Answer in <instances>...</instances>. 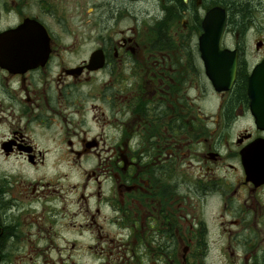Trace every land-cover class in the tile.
Here are the masks:
<instances>
[{
	"label": "flooded vegetation",
	"instance_id": "flooded-vegetation-1",
	"mask_svg": "<svg viewBox=\"0 0 264 264\" xmlns=\"http://www.w3.org/2000/svg\"><path fill=\"white\" fill-rule=\"evenodd\" d=\"M263 61L264 0H0V264H264Z\"/></svg>",
	"mask_w": 264,
	"mask_h": 264
},
{
	"label": "water",
	"instance_id": "water-1",
	"mask_svg": "<svg viewBox=\"0 0 264 264\" xmlns=\"http://www.w3.org/2000/svg\"><path fill=\"white\" fill-rule=\"evenodd\" d=\"M225 12L214 9L206 15V18L203 22V28L209 29L214 28L218 31L214 32L211 37V42H207L206 34H203L199 39V47L201 52V57L203 62L206 63L211 61L214 58V52L217 51L216 45L218 44V38L223 31L225 26ZM210 21H217V22H210ZM212 52L211 54H209ZM224 59H219V62H223ZM235 73V59L231 60V63L226 70H217L216 72H212L211 75L214 78L215 76L222 75L224 77V83L231 84L234 78ZM254 80L251 84H258L259 86L256 89L251 90L250 95L257 96L262 93L264 90V62L257 66L253 72Z\"/></svg>",
	"mask_w": 264,
	"mask_h": 264
},
{
	"label": "rangeland",
	"instance_id": "rangeland-1",
	"mask_svg": "<svg viewBox=\"0 0 264 264\" xmlns=\"http://www.w3.org/2000/svg\"><path fill=\"white\" fill-rule=\"evenodd\" d=\"M260 15V14H259ZM261 16V15H260ZM259 16V17H260ZM252 45L250 46V50H252ZM29 230V228L27 229ZM42 252H8V261L7 264H34L35 262H41Z\"/></svg>",
	"mask_w": 264,
	"mask_h": 264
}]
</instances>
